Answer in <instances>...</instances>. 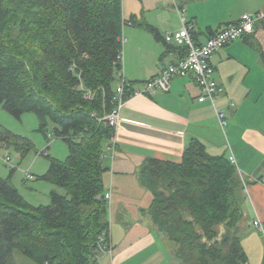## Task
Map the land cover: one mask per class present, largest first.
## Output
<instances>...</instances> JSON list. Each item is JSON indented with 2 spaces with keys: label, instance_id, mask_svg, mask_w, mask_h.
<instances>
[{
  "label": "trees",
  "instance_id": "trees-1",
  "mask_svg": "<svg viewBox=\"0 0 264 264\" xmlns=\"http://www.w3.org/2000/svg\"><path fill=\"white\" fill-rule=\"evenodd\" d=\"M121 10L122 0H0V107L16 119L36 114L41 130L48 118L69 148L67 159L51 160L42 178L64 190L51 192L45 207L23 200L11 183L16 168L0 162L11 168L0 176V264L18 257L27 264H97L95 243L108 217L106 202L96 198L104 194L102 157L114 135L103 118L115 107L114 73L122 67L115 62ZM73 64L85 87L101 86L104 96L85 100L76 91ZM30 147L0 130V153L23 157ZM136 176L151 195L147 214L173 261L247 264L238 227L243 184L225 155H210L193 139L180 163L145 159Z\"/></svg>",
  "mask_w": 264,
  "mask_h": 264
},
{
  "label": "crops",
  "instance_id": "crops-1",
  "mask_svg": "<svg viewBox=\"0 0 264 264\" xmlns=\"http://www.w3.org/2000/svg\"><path fill=\"white\" fill-rule=\"evenodd\" d=\"M258 11H264V0H122V78L138 89L160 68L177 62L184 46L167 43L164 36L179 31L182 21L191 27L192 40L203 44L243 14ZM211 64L220 89L217 107L227 120L224 133L209 102L197 101L200 91L191 77L172 79L167 92L132 96L119 110L113 142L105 144L102 157L104 193L110 192L112 264H174L170 246L142 209L148 210L151 201L147 207L136 205L135 214L127 211L125 201L144 193L136 172L145 159L180 163L193 139L210 155L233 158L244 181L241 246L247 264H263L264 186L259 180L264 177V21L252 34L215 53ZM21 172L29 174V169ZM255 220L263 236L253 226Z\"/></svg>",
  "mask_w": 264,
  "mask_h": 264
},
{
  "label": "built area",
  "instance_id": "built-area-1",
  "mask_svg": "<svg viewBox=\"0 0 264 264\" xmlns=\"http://www.w3.org/2000/svg\"><path fill=\"white\" fill-rule=\"evenodd\" d=\"M175 9L179 15L183 13V11L179 10L176 6ZM262 21H264V11L245 13L236 23H233L217 31L207 38L203 44L195 43L192 40L191 36L189 35V30L191 27L182 21L181 29L174 33H166L164 40L167 43L183 44V56L177 62L167 67L160 68L156 76L142 83L141 87L138 89H133L132 85L126 83V81H124L122 78V73L120 71L117 76L119 82L116 85L113 97L115 107L103 119L114 131L118 125L119 110L128 98L139 95H151L157 90L167 92L172 79L191 77L200 91L197 101L200 103L205 101L209 102L216 116L218 126L224 133V130L227 126V120L225 114L217 107L216 95L220 89L213 78L214 68L211 64V59L215 53L233 41L252 34L254 32L255 25ZM124 41L125 40L122 35L120 37L121 45L124 44ZM121 54L122 50L120 52L119 58L120 63H122ZM126 89L129 91V96L127 99H125ZM113 137L114 135L110 139L112 142ZM229 160L233 164V158H230ZM0 162L11 166L10 157L7 155L6 151L0 153ZM24 176L25 179H32V177L27 172H24ZM239 177L244 187V181L241 176ZM259 182L264 186V177H262ZM102 199L108 205L110 201V192H105L102 196ZM253 226L258 230V232H263L259 220L253 221ZM95 245L96 249L94 252V258L98 261L106 258L107 262H105V264H112L113 248L110 243L108 230L99 234Z\"/></svg>",
  "mask_w": 264,
  "mask_h": 264
},
{
  "label": "rangeland",
  "instance_id": "rangeland-1",
  "mask_svg": "<svg viewBox=\"0 0 264 264\" xmlns=\"http://www.w3.org/2000/svg\"><path fill=\"white\" fill-rule=\"evenodd\" d=\"M115 62H119V57L115 60ZM71 67L72 70L70 69ZM71 67L68 70L73 72V75L78 81L75 89L83 94V98L85 100H91L98 92L102 93V96H104V90L101 86H96L94 90L87 89L81 79L80 72L76 70L75 65L73 64ZM117 76L118 73H114V87L119 82ZM45 122L46 128L41 130L40 121L36 114L24 113L19 119H16L0 107V127H2L3 130H6L20 138L26 139L31 143L30 149L26 151L23 157H21L20 154L14 150H8L7 152L9 153L8 156L11 160L10 164L16 168L12 174L11 183L16 189L18 195L33 207L47 206L49 204L50 193L53 191L59 195L64 194V190L57 188L48 181L42 179L49 170L51 160L64 162L69 156V148L67 144L61 139L55 138L53 124L48 118L45 119ZM41 152H44V154L39 155ZM10 169L11 168L9 166H5L0 163V176H7ZM27 169H29V174L34 176V179L31 181L26 180L24 173L21 172ZM143 190L144 191L142 192L144 193L141 196L131 195L126 198L125 206L127 211L131 214H135L133 212H136V205L140 207H147L148 203L151 201V198H148V196H150L149 192L145 189ZM96 199L101 200L102 198L101 196H98ZM142 209L147 211V208ZM147 215L145 214L141 217V221L146 220L148 217ZM217 231L220 233L222 231V227H218ZM261 235L263 236L262 233ZM167 245H169L168 242ZM170 253L171 251H169V254ZM105 262L106 260L103 259L101 261H97V264H105ZM16 264H27V261L18 257L16 259Z\"/></svg>",
  "mask_w": 264,
  "mask_h": 264
},
{
  "label": "water",
  "instance_id": "water-1",
  "mask_svg": "<svg viewBox=\"0 0 264 264\" xmlns=\"http://www.w3.org/2000/svg\"><path fill=\"white\" fill-rule=\"evenodd\" d=\"M161 236L163 237L164 235H161ZM170 255H171V257H173L174 256V252L171 251ZM174 264H180V261L179 260H174Z\"/></svg>",
  "mask_w": 264,
  "mask_h": 264
}]
</instances>
